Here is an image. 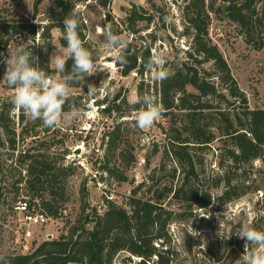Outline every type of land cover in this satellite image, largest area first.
<instances>
[{
    "label": "rangeland",
    "instance_id": "obj_1",
    "mask_svg": "<svg viewBox=\"0 0 264 264\" xmlns=\"http://www.w3.org/2000/svg\"><path fill=\"white\" fill-rule=\"evenodd\" d=\"M59 1L0 0V23L6 25L8 22H23L28 25L32 23L40 25L36 38L24 40L20 35L13 36L5 54L8 47L18 46H27L31 50L44 53L52 45L50 52L52 58L64 48L60 43L62 35L60 28L53 27L50 30V41L41 36L43 27H47L51 22L49 9L59 8ZM155 1L159 4L158 11H154L147 0H108L107 8L94 0H83L77 4L86 25L87 39L97 57L95 61L97 68L95 74L86 77L83 87H71V96H80L82 100L79 102H83L84 97L91 95L88 92V83H93L97 88L96 93H100L101 90L107 91L110 98L117 89L122 88L127 101L134 103L138 97L139 86L144 83L145 95L152 96L162 107L160 94L153 86L155 80L152 79L150 71L142 75L132 72L125 76L121 73L113 54L100 51L103 40L100 29L107 27L105 16L107 9L111 10L115 21L125 22L132 5L136 4L143 7L140 9L142 13L152 15L153 19L151 22L149 19L139 22L143 29L140 34L133 36L126 31L121 37L125 41L136 40L139 45H151L152 56L159 54L163 58L164 63L159 67L164 70L179 65L186 58L192 43V37L185 34V20L180 4L182 0H179V3L174 0ZM162 16L166 19L164 23L161 21ZM210 32L214 42L227 58L239 86L247 94L250 106L264 108V27L259 28L253 37V41L260 45L259 48L255 47L253 42L247 41L239 28L228 20L214 16ZM149 33H153V36H148ZM141 36L144 37V42L139 38ZM49 66L54 68L50 61ZM5 69L6 65L0 64V80ZM149 83L150 90L147 92ZM13 95L14 89L6 87L0 81V109L4 102L12 101ZM214 103L218 104V101ZM72 106L81 109V116L69 126L51 127L49 131H46L49 127L39 119L32 120L27 116L21 123L20 109L14 107L12 110L13 119L16 121L17 149L15 151L10 149L7 143L5 147H0V155L5 161L6 181L10 164L17 159L20 151L36 147L41 141L51 143L54 141L50 155L64 165H72L73 170L66 178L69 200L64 203L60 216L58 218L48 216L42 224L26 221L22 209L16 208L18 202L14 205L15 191L11 187L7 190L6 201L0 206V255L29 253L42 241L59 238L83 217L82 206L85 203L90 208L96 207L99 212L106 209V199L129 207L128 201L133 187L143 180H147L145 189L152 183L163 188L171 183L176 185L183 180L185 174L183 167L177 165L171 156L167 157L163 153L164 147L168 145L167 137L175 133L173 128L175 122L179 124L182 119L180 111L176 110L166 115L162 110L160 119L146 129L136 127L137 112L129 114L126 107L124 109L127 115L123 117H118L117 113L113 116L103 114V134L107 129H112L115 116L118 122H123L124 133L112 160L127 177V180L119 181L100 168L105 154L101 136L98 140L91 137L84 139V135L78 132L79 124L84 117L83 106H78L77 103ZM217 115L213 114L212 121L214 127L220 131L218 125L221 122ZM24 125L32 131L30 135L37 133V136L25 133V137L22 138L20 133ZM34 126L35 130H32ZM83 139L85 144L82 147ZM224 139L219 136L210 146L198 150L196 154L197 159L202 160L203 164L194 185L200 190L201 197L204 193L211 195V204L200 207L199 201H177L171 197L164 201L167 208L175 211L170 224L172 235L170 246L173 251L170 264H237L238 260L242 264L245 241L238 237L242 227L249 225L264 231V159L259 158L250 164L234 166L226 157V149L230 144ZM131 151L136 157L130 164L127 160ZM143 158L145 163L140 164ZM175 167L177 171L173 177ZM150 175H153L154 179L151 180ZM227 178L239 187L241 194L237 199L223 203L217 197L223 193ZM20 195L24 199L30 197L24 189ZM33 206V210L41 212L38 205ZM252 247L254 246L249 245L250 249ZM125 257V252L120 253L115 263H122Z\"/></svg>",
    "mask_w": 264,
    "mask_h": 264
},
{
    "label": "trees",
    "instance_id": "obj_2",
    "mask_svg": "<svg viewBox=\"0 0 264 264\" xmlns=\"http://www.w3.org/2000/svg\"><path fill=\"white\" fill-rule=\"evenodd\" d=\"M80 1L83 0H60L59 8L51 7V22L47 27H43L41 36L50 41V30L58 27L62 31L60 43L66 47L63 20ZM94 1L104 8L108 6V0ZM147 2L154 11H158L159 4L155 0ZM174 2L179 3V0ZM180 4L185 20V34L192 37V43L186 58L176 67L167 69L171 73L170 78L155 80L153 86L160 94L164 114H172L176 110L182 113L179 124L175 122L176 125L172 126L175 133L167 137L168 145L164 147L163 153L167 157L171 156L177 165L183 167V180L163 188L152 183L145 189V179L133 187L128 201L129 207L106 199V209L99 212L96 207L90 208L85 203L82 206L83 217L59 238L46 239L29 253L0 255L7 258L10 264H115L117 255L122 252L126 253L124 261L130 262L129 264H150L152 261L153 264H170L173 258L170 224L175 211L167 208L164 201L171 197L177 201H199L200 207H207L212 200L209 193H204L201 197L200 190L194 185L203 164V161L196 157L197 151L210 146L222 136L224 141L230 144L226 149V157L234 166L250 164L259 158L264 159V108L250 106L247 94L239 86L227 58L214 42L210 32L214 16L228 20L239 28L247 41L253 42L254 46L259 48L260 45L253 41V37L259 28L264 27V0H182ZM142 8L133 4L125 22L115 21L111 10L107 9L106 26L118 36H122L126 31L133 36L140 34L143 29L139 22L145 19L151 22L153 19L152 15L142 13ZM79 19L78 33L95 62L97 57L87 39L86 25L81 13ZM161 21H166L164 16ZM39 27L36 23H0V52H6L7 45L15 35H20L24 40L36 38ZM148 36H153V33ZM139 38L144 42L143 36ZM125 42L127 47L123 50V55L126 63L116 60L121 73L125 76L132 72L144 74L148 71L145 66L152 56L151 45H139L136 40ZM51 48L52 45L44 53L39 50L32 51L39 58L37 66L55 76L59 74L55 68L49 66ZM208 63L210 66L207 67ZM71 66L72 61L68 60L66 72L71 70ZM70 86L78 88L81 85L71 83ZM148 90L150 83L147 85V92ZM145 92L142 83L138 89V97L144 96ZM81 98L70 96L65 111L75 103L83 106V102H79ZM216 100L218 104L214 103ZM103 101L107 102L105 113L110 116L115 112L118 117H123L144 107L142 103H129L122 88L117 89L111 98L107 92ZM223 104L225 106H222ZM124 107L128 110L127 113ZM13 108L12 101H8L4 102L0 109V147H5L7 143V146L15 151L18 139L16 121L12 116ZM213 114H218L220 131L214 127ZM19 119L21 123L27 119L22 109ZM35 127L32 130H35ZM50 129L51 127L46 131ZM31 132L24 125L20 136L24 138L25 133L30 135ZM123 133V122H118L115 116L114 126L107 129L102 136L105 154L100 168L119 181H125L127 177L112 160ZM30 136H37V133ZM53 143L55 144L54 141ZM53 143L41 141L36 147L20 151L17 159L10 164L7 181L4 179L5 161L0 155V206L6 201L7 190L11 187L15 191L14 205L20 200H25L30 209L33 205H38L41 212L47 216H60L64 203L69 200L66 178L71 174L73 167L60 163L50 155ZM135 157L131 151L127 162L131 164ZM176 171L177 167L173 168V177ZM150 178L154 179L153 175H150ZM23 189L30 197H20ZM240 194L239 187L227 178L225 189L217 198L227 203L237 199ZM133 256L139 257L140 260L134 261Z\"/></svg>",
    "mask_w": 264,
    "mask_h": 264
},
{
    "label": "clouds",
    "instance_id": "obj_3",
    "mask_svg": "<svg viewBox=\"0 0 264 264\" xmlns=\"http://www.w3.org/2000/svg\"><path fill=\"white\" fill-rule=\"evenodd\" d=\"M80 8L75 5L63 20L64 40L66 47L50 58L59 74L51 76L37 65L39 58L27 46L8 47L7 53H0V64L6 65L2 81L8 88L14 89L13 106L22 109L32 120H42L47 127L69 126L81 116V109L70 106L65 111L71 96V83L82 87L86 77L96 73L97 65L92 53L84 47L78 33L80 26ZM103 37L101 53L111 52L116 60L125 62L123 50L127 44L123 37L113 33L110 28L100 29ZM72 61L71 70L66 72L67 61ZM164 63L159 54L151 56L146 69L151 72L152 79L163 81L170 78L171 73L159 67ZM88 92L94 95L96 85L88 83ZM136 103H142L144 108L135 114V125L146 129L160 119L161 106L150 95L137 97ZM244 240V255L242 264H264V231H259L249 225H244L238 236ZM249 245H252L251 249ZM0 264H10V261L0 256ZM240 264V261H237Z\"/></svg>",
    "mask_w": 264,
    "mask_h": 264
},
{
    "label": "built area",
    "instance_id": "obj_4",
    "mask_svg": "<svg viewBox=\"0 0 264 264\" xmlns=\"http://www.w3.org/2000/svg\"><path fill=\"white\" fill-rule=\"evenodd\" d=\"M59 77V75H56ZM107 95V91L101 90L100 93H95L94 95H90L89 97L83 98V113L84 117L79 124L78 132L84 135V139L89 137L93 139H99L100 136H103V114L105 113V109L107 106V102H104V98ZM115 114V112L113 113ZM101 126V127H100ZM83 139L82 147L85 144V140ZM145 163V159H141L140 164ZM17 209H22L24 212V218L29 223H44L48 216L40 211H35L30 209L25 200L18 201L16 205ZM134 261L140 260L139 257H132ZM129 264L130 262L123 261L122 263L115 264ZM152 264V262H149Z\"/></svg>",
    "mask_w": 264,
    "mask_h": 264
}]
</instances>
